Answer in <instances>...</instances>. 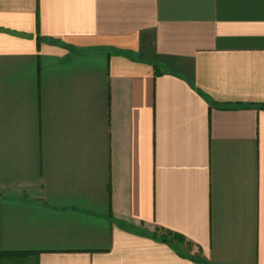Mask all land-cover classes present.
Listing matches in <instances>:
<instances>
[{"label":"crops","instance_id":"1","mask_svg":"<svg viewBox=\"0 0 264 264\" xmlns=\"http://www.w3.org/2000/svg\"><path fill=\"white\" fill-rule=\"evenodd\" d=\"M0 254L264 264V0H0Z\"/></svg>","mask_w":264,"mask_h":264},{"label":"rangeland","instance_id":"2","mask_svg":"<svg viewBox=\"0 0 264 264\" xmlns=\"http://www.w3.org/2000/svg\"><path fill=\"white\" fill-rule=\"evenodd\" d=\"M3 262V264H24V260L23 259H17V258H11V257H7L5 259H1L0 263Z\"/></svg>","mask_w":264,"mask_h":264},{"label":"trees","instance_id":"3","mask_svg":"<svg viewBox=\"0 0 264 264\" xmlns=\"http://www.w3.org/2000/svg\"><path fill=\"white\" fill-rule=\"evenodd\" d=\"M19 255H25V254H0V260L1 259L3 260L5 258H7V257L17 258V259H23L22 257H18ZM0 264H3V262H1Z\"/></svg>","mask_w":264,"mask_h":264}]
</instances>
